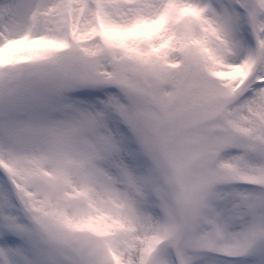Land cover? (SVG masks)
Listing matches in <instances>:
<instances>
[{"label": "snow or ice", "instance_id": "6c2138e0", "mask_svg": "<svg viewBox=\"0 0 264 264\" xmlns=\"http://www.w3.org/2000/svg\"><path fill=\"white\" fill-rule=\"evenodd\" d=\"M0 264H264V0H0Z\"/></svg>", "mask_w": 264, "mask_h": 264}]
</instances>
